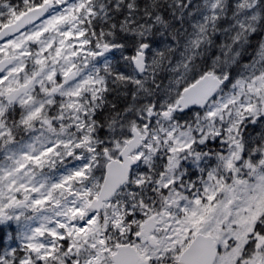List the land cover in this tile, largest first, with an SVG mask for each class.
Listing matches in <instances>:
<instances>
[{
    "label": "snow or ice",
    "instance_id": "1",
    "mask_svg": "<svg viewBox=\"0 0 264 264\" xmlns=\"http://www.w3.org/2000/svg\"><path fill=\"white\" fill-rule=\"evenodd\" d=\"M0 264H264V0H0Z\"/></svg>",
    "mask_w": 264,
    "mask_h": 264
}]
</instances>
